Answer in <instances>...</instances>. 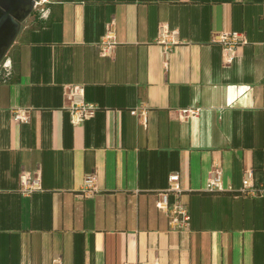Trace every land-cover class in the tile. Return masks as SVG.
<instances>
[{"label":"crops","instance_id":"0c3cea01","mask_svg":"<svg viewBox=\"0 0 264 264\" xmlns=\"http://www.w3.org/2000/svg\"><path fill=\"white\" fill-rule=\"evenodd\" d=\"M8 55L0 83V264H264V0H46ZM179 31L168 59L162 24ZM112 25L117 42H100ZM243 32L232 63L219 33ZM95 115L74 125L66 88ZM200 107L182 120L178 109ZM28 109L29 121L13 119ZM146 110V115L142 113ZM233 190H206L213 170ZM42 189L20 191L24 171ZM191 213L176 230L157 205ZM88 174L96 190L82 195Z\"/></svg>","mask_w":264,"mask_h":264},{"label":"built area","instance_id":"2783aa9c","mask_svg":"<svg viewBox=\"0 0 264 264\" xmlns=\"http://www.w3.org/2000/svg\"><path fill=\"white\" fill-rule=\"evenodd\" d=\"M46 0H40L35 3V9L41 16L48 14V9L45 7ZM159 42L164 46V56L166 59L169 58L170 53L175 44L179 42V31L171 30L167 24H162L159 30ZM220 43L223 47V59L225 63H232L241 45L246 43V38L243 32L240 31H228L222 32L217 35L214 39ZM117 42L115 40L114 31L112 25L108 26V30L100 42V48L103 54L109 55L112 53ZM13 72L12 59L9 55L0 64V83L9 80ZM66 95L68 98L67 109L71 113V120L74 125H80L86 120L92 118L97 109L98 105L93 102H89L85 98V86L81 84L70 85L66 88ZM200 107H183L178 109L180 118L182 120L189 117H196L200 114ZM144 116L146 110L142 111ZM13 119L17 122L29 121V110L28 109H15L13 111ZM180 175L178 173H172L169 176V188L159 193L157 205L163 211H166L169 215L170 225L176 230H187L191 226V213L187 205L180 201L170 202V191H180ZM242 187L240 188L241 193L245 194H259L264 193V187L255 188L253 186V169H247L243 178ZM42 189V179L40 171H24L20 175V191L24 195H30L35 191ZM96 190V176L94 174H88L84 180V187L81 191L82 195H91ZM206 190L211 192H220L233 190L232 186L226 187L223 182L222 170L216 168L210 175ZM54 264H61L59 260H55ZM131 264H159L158 261L150 262H136Z\"/></svg>","mask_w":264,"mask_h":264},{"label":"water","instance_id":"95a60500","mask_svg":"<svg viewBox=\"0 0 264 264\" xmlns=\"http://www.w3.org/2000/svg\"><path fill=\"white\" fill-rule=\"evenodd\" d=\"M40 0H0V64Z\"/></svg>","mask_w":264,"mask_h":264}]
</instances>
